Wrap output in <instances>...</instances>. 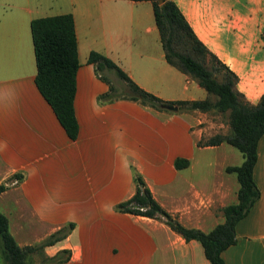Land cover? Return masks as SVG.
<instances>
[{"label": "crops", "instance_id": "0c3cea01", "mask_svg": "<svg viewBox=\"0 0 264 264\" xmlns=\"http://www.w3.org/2000/svg\"><path fill=\"white\" fill-rule=\"evenodd\" d=\"M173 1L234 72L236 90L255 103L264 92V0ZM62 12L71 13L76 38L74 139L34 83L29 20ZM90 50L162 99L207 96L165 60L149 0H0V182L21 173L0 192L9 232L19 245L31 244L71 222L63 238L43 247L46 255L68 249V259L56 264H210L197 239L114 205L134 190L133 166L165 210L207 231L223 221L220 208L236 201L238 182L225 167L242 161L240 151L224 141L197 144L216 133L205 111L99 101L107 83L87 61ZM176 157L187 164L175 167ZM252 178L259 195L235 222V240L221 251L224 264H264V130Z\"/></svg>", "mask_w": 264, "mask_h": 264}, {"label": "trees", "instance_id": "16d2710c", "mask_svg": "<svg viewBox=\"0 0 264 264\" xmlns=\"http://www.w3.org/2000/svg\"><path fill=\"white\" fill-rule=\"evenodd\" d=\"M154 22L165 60L194 79L207 93L204 98L167 100L136 84L112 59L90 50L87 61L92 62L98 77L107 83V90L97 96L99 101L116 98L136 100L156 110H168L165 105H176V111L199 110L226 112L228 131L214 133L197 144H217L221 141L231 144L242 155L236 165H227L226 171L235 173L238 188L236 201L222 206L223 221L203 231L183 225L174 214L165 210L152 196L141 174L131 166L133 192L115 203L117 210L140 214L162 220L171 230L184 239H197L210 264H224L221 251L235 240L234 225L249 209L259 195L252 178L256 159V143L264 130V92L255 103L244 99L236 90V75L196 37L190 25L173 0H149ZM29 30L35 61L34 83L52 108L58 122L70 139L77 136V121L73 111L75 91V70L78 65L76 38L71 13L62 12L33 17ZM112 70L121 79L124 92L109 81L102 70ZM179 168L187 159L176 157L173 161ZM21 179V173H12L0 182V192L7 187V181ZM72 227L68 222L42 240L19 245L8 230L7 217L0 212V264H56L68 259L69 251L59 249L52 255L43 251L45 245L65 236ZM37 254L40 261L33 257Z\"/></svg>", "mask_w": 264, "mask_h": 264}, {"label": "rangeland", "instance_id": "374dc122", "mask_svg": "<svg viewBox=\"0 0 264 264\" xmlns=\"http://www.w3.org/2000/svg\"><path fill=\"white\" fill-rule=\"evenodd\" d=\"M102 72L108 77L109 81L117 88V92H124L122 87H125L120 78L116 76V74L112 70L104 69ZM205 115L211 119L213 126L212 129L216 131V133H225L228 131L227 124V114L226 112H217L215 110L205 111ZM213 133H215L213 131ZM208 135L202 136V140H204ZM237 152V150H235ZM238 153V152H237ZM204 155H210L208 151L204 153ZM10 181H7V185L10 184ZM36 261H40V256L35 254L33 257Z\"/></svg>", "mask_w": 264, "mask_h": 264}, {"label": "water", "instance_id": "95a60500", "mask_svg": "<svg viewBox=\"0 0 264 264\" xmlns=\"http://www.w3.org/2000/svg\"><path fill=\"white\" fill-rule=\"evenodd\" d=\"M158 3L161 2V0H157ZM165 107L167 109H170V110H176L177 109V106L176 105H165Z\"/></svg>", "mask_w": 264, "mask_h": 264}, {"label": "built area", "instance_id": "2783aa9c", "mask_svg": "<svg viewBox=\"0 0 264 264\" xmlns=\"http://www.w3.org/2000/svg\"><path fill=\"white\" fill-rule=\"evenodd\" d=\"M17 181L16 179H13L12 182Z\"/></svg>", "mask_w": 264, "mask_h": 264}]
</instances>
